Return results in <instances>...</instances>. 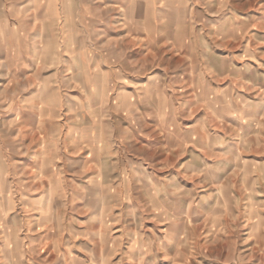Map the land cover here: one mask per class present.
Instances as JSON below:
<instances>
[{
	"label": "rangeland",
	"instance_id": "1",
	"mask_svg": "<svg viewBox=\"0 0 264 264\" xmlns=\"http://www.w3.org/2000/svg\"><path fill=\"white\" fill-rule=\"evenodd\" d=\"M140 1L103 58L0 8V264H264V0Z\"/></svg>",
	"mask_w": 264,
	"mask_h": 264
},
{
	"label": "crops",
	"instance_id": "2",
	"mask_svg": "<svg viewBox=\"0 0 264 264\" xmlns=\"http://www.w3.org/2000/svg\"><path fill=\"white\" fill-rule=\"evenodd\" d=\"M27 3H36V10L44 15V24L40 23L39 27L49 28L51 36L59 38L64 35L63 38L67 41L72 38L74 44H77L74 50H80L81 53L89 51V38L95 37L96 47L93 46L94 48L92 47L90 51L96 52L98 58H103L104 52L108 51L111 46L109 43L108 46L103 47L105 39L100 40L98 37H105L109 30L115 31L113 35H135L136 32L133 30V27L137 25L135 12L137 5L143 2L140 0H0V8H4L2 5ZM106 13H108L109 22H106ZM46 16L47 24H45ZM7 17V12L1 9L0 22ZM126 25L128 27L125 29ZM131 25H133L132 28ZM3 50L8 49L4 47ZM58 50L59 47H56L55 51ZM109 62L121 68L115 60H109ZM101 64V61H98L99 67Z\"/></svg>",
	"mask_w": 264,
	"mask_h": 264
}]
</instances>
